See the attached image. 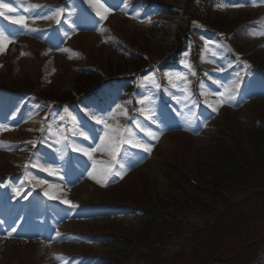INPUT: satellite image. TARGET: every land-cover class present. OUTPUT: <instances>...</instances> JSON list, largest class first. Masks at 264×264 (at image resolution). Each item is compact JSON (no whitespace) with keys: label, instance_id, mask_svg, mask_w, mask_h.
Segmentation results:
<instances>
[{"label":"rangeland","instance_id":"1","mask_svg":"<svg viewBox=\"0 0 264 264\" xmlns=\"http://www.w3.org/2000/svg\"><path fill=\"white\" fill-rule=\"evenodd\" d=\"M10 1H0V4L7 3L14 9L13 12H8L0 7V11L4 13L0 16V79H4L6 83L14 82L13 87L21 84L27 90L33 91L35 87L39 89L35 90L37 96L23 92L17 94L12 101L5 92H0V175L6 174L2 172L3 164H9L11 172L18 171L24 155L33 152L38 155L34 158L37 160L36 169L51 168L53 171H43L46 176L28 171L18 178H5L0 185V197L4 198L6 195L10 204L23 203L26 198L25 190L38 189L40 193L51 192L55 199L50 200L58 201L56 207L52 202L41 203L37 205L36 211L31 213L33 219L41 223L42 229L30 233L28 242L52 235L47 230L48 224L57 225L70 216L59 209L63 204L69 206L64 203L65 200H74L77 205L100 202L101 199L116 200L118 198L113 197L112 187L126 179L130 181L139 178L140 167H145L149 176L154 178L160 176L159 166L167 164L175 153L184 152L191 147L192 154V147L205 146L208 139L218 132L219 124L215 122L220 114L225 113L226 107L237 110L243 116L245 111L239 109L245 106L244 104L250 101H264V78L249 71L245 63L237 60L232 50V44L234 49L236 48L235 53L240 46L247 45L248 48L262 51L261 54L264 55V0H235L232 3H223L221 9L228 18L241 14L254 16L255 19L238 27L232 35L221 36L215 31L211 32L199 21L189 20L188 13L191 11L186 8V0H173L176 2L174 15L167 19L161 18V29L153 33L157 46L164 49L165 56H170L172 61L176 54L180 55L175 46L179 44L176 36L178 25H186L194 34H188L181 42V48L186 51L179 57L180 65L170 66L166 70H160L159 65L157 69L152 68L142 75V79L126 84L127 87L140 82L139 88L135 87L134 95L141 101L137 105V113L132 122L127 119L132 100L131 97L125 98V94L122 95V85L117 86L120 91L113 88L109 94L102 95L101 98L105 99L103 102L84 103L78 105L80 107H54L45 97L49 94V89L57 90L60 80H63V77L60 78L61 74L69 72V77L75 79L73 74L77 75L83 71L85 59L82 53L91 52L95 56L97 53L104 56L110 54L117 58L122 56V53L117 52L118 45L111 39V28L104 26L105 22L111 20L112 28L118 32L126 27V34L130 30L149 34L143 29L153 28L156 14L161 11L159 6L145 2L149 5L148 9L139 10L135 7L143 4L136 3V0H86L85 5L81 4V0H70L65 8H53L46 0ZM101 4L109 9L103 20L97 12L95 13L98 18L95 14L88 13L87 9L79 11L82 7H95L103 12L104 9L99 7ZM204 10L208 13L211 9ZM21 16L25 17V25L13 22V19H19ZM159 16L162 17V14ZM44 27V31H38ZM70 38L73 39L68 42ZM194 42L198 43L197 49L201 53L197 63L207 69L202 72V76L195 74L198 66H195L192 57ZM73 58H77L76 63ZM213 70L216 72H212ZM160 86H163L165 94L161 93ZM197 87L204 96V100L201 102L200 99L198 103L195 102V97L193 98ZM219 93H224L223 102ZM38 96L45 99L40 100ZM229 96L231 99H228ZM255 106L264 108L263 103ZM48 116L47 131L39 133L42 143L46 144L44 150L42 145L35 146L32 141L36 139L33 138V133L37 126L43 124ZM93 116L103 119L109 127L105 129L104 124L96 123ZM67 121L70 122L73 153L67 152L63 143ZM105 131L109 132L108 139L104 138ZM188 138L190 143L186 144L184 140ZM128 143L146 145L151 151L146 152L143 147L136 146L131 149ZM116 144H119V150L115 157L121 154V161L118 163L113 161L112 154ZM181 145L185 147L179 148ZM81 148L87 149L91 155H85L78 150ZM176 155L179 163L184 164L185 162H180V155ZM195 159L194 156L193 160ZM38 196L42 195L33 196L34 202ZM3 206L4 201L0 200V209ZM25 208L22 204H17L14 209L12 206L8 207L0 214V225L8 228V234L0 233V239H3L0 240V264H21L20 259H24V264H89L82 260L71 262L67 259L68 254L116 249V246H110L109 242H105L104 246L100 241L93 243L85 236L61 237L60 243L56 242L58 245L52 255L48 247L22 244L19 239L10 237V234L30 216V213L26 215ZM105 211L109 210L96 212L81 208L77 211V220L68 227L95 234L108 230L113 225L124 231L125 228L130 230L132 224H138L140 227L141 221L134 216H127L119 221L112 216V221H109L108 212ZM17 214H20L21 221L16 217ZM210 216L193 214L185 222L187 235L176 237L172 241L166 239L165 242L170 244L168 251L163 255H169L180 248L187 238L189 240L192 237L195 230L214 219V216ZM168 233L174 235L177 232L172 229ZM260 235L261 231L258 230L255 236ZM191 243L190 241L189 247L192 246ZM220 243L222 244L221 241ZM108 245L109 247H106ZM214 246L219 244L215 243ZM185 257H179L176 264H186ZM124 260L128 263L143 264L136 254ZM208 263L227 264L221 259L211 258L209 261L205 258L203 264ZM166 264H169V261Z\"/></svg>","mask_w":264,"mask_h":264},{"label":"trees","instance_id":"2","mask_svg":"<svg viewBox=\"0 0 264 264\" xmlns=\"http://www.w3.org/2000/svg\"><path fill=\"white\" fill-rule=\"evenodd\" d=\"M169 0H157L159 4L164 5L170 13L172 3ZM174 3V1L170 0ZM194 6V19L203 20L207 24H212L220 29L219 31H229L235 29L247 17L236 16L228 18L227 16L218 17L212 14H198L195 11V3L188 0L187 6ZM173 6H175L173 4ZM222 16V15H221ZM160 26V25H159ZM127 28L123 27L118 32L113 28V35L120 41L127 42L132 49L128 50L123 44L126 54L120 58L112 59L111 56H104L101 53L96 54L98 63L104 70L113 75L133 74L145 70L153 60L159 59L164 55V51L155 46L152 39H148L143 33H135L131 30L126 34ZM188 34V28L180 26L176 34L181 43L183 36ZM249 51V49L244 48ZM253 52L251 56L254 63L260 64L264 68V55ZM86 65L89 61H85ZM59 87L50 89V97L58 101H71L75 99L73 91H90L93 85H98L102 76L94 69L90 73L77 74L73 81L69 80V74L60 76ZM74 77V75L72 76ZM69 80V81H68ZM71 87V88H70ZM222 127L216 136L210 138L207 146L198 147L194 154L196 160L189 163L188 170L196 178L200 187L191 184L183 174L181 167L171 166L166 168L167 176L164 178L163 186L159 187V204L152 200V196L147 188V181L142 186L132 183L133 191L126 193L120 191L117 193L121 201L127 200L138 204L140 207L156 209L159 214L148 211L144 218L141 217L142 225L134 230V236L138 243L145 242V250L141 249L146 261L145 264H163L162 252L165 251V240L169 238L166 233V225L171 219L176 218L177 214L186 213L189 209L213 211L216 204L209 205L208 201L218 203L220 206L219 218L201 230L196 235L194 251L197 247L209 242L207 248L213 247L217 238L225 236H234L242 234L245 227H248L249 233H256L253 230L255 219L257 220L264 208V108L252 105L248 113L240 121L231 116L222 120ZM186 145V144H185ZM183 146V148L185 147ZM191 151L188 149L179 153L182 154ZM176 155V154H175ZM177 157V156H176ZM170 166V165H169ZM155 182V181H154ZM158 186V185H157ZM260 189V191L254 189ZM157 198V192L152 194ZM149 216V217H148ZM157 223L155 226L153 223ZM161 228V229H159ZM243 235V234H242ZM244 241L239 240L235 246H240ZM218 244V243H217ZM198 245V246H197ZM134 246V241L125 242L124 247L128 249ZM226 247H233L226 244ZM222 250L219 246V252ZM211 257L218 255L215 247L209 249ZM184 255V256H183ZM185 257L184 253H177L171 256L170 261H175L180 257ZM186 264H203L205 258L199 257V253L190 252L186 255ZM202 258V259H200ZM119 264V263H117Z\"/></svg>","mask_w":264,"mask_h":264},{"label":"snow or ice","instance_id":"3","mask_svg":"<svg viewBox=\"0 0 264 264\" xmlns=\"http://www.w3.org/2000/svg\"><path fill=\"white\" fill-rule=\"evenodd\" d=\"M0 7L4 8V9H7L8 12H13V11H14V9L10 8L9 5H8L7 3L0 4ZM99 7H100V8H103L104 10H103V12H100V11L98 10V11H97V15H98V16H101V18H105L104 14H105L106 12H108L109 9L104 8V5H103V4L99 5ZM3 15H4V13H3L2 11H0V16H3ZM9 19H13V18H12V17H9ZM13 22L16 23V24L25 25V17L21 16L19 19H13ZM58 22H59V21H58ZM219 95L221 96V98H222V102H223V99H224V93H219ZM228 99H231V96H229ZM93 119H96V117L93 116ZM96 123H98V124H104L105 129H107V128L109 127V125H107V124L104 122L103 119H96ZM81 134L83 135V133H81ZM149 134H150V133H149ZM104 138H105V139H108V138H109V132H108V131H105V132H104ZM123 142H124V141H120V143H123ZM134 146H136V147H143L144 151H146V152L151 151V148L148 147V146H146V145L136 144V145H134ZM114 148H115V150L113 151L112 154H113V157L115 158V154H116V152L119 150V144H116V145L114 146ZM78 150L84 152L85 155H89V156L91 155V152H89L87 149L81 148V149H78ZM41 170H42V171L49 172V173H51V172L53 171V169H51V168H42ZM117 174H119V173H117ZM41 183H45V182H44V181H41ZM44 195L47 196L49 199H55V197L53 196V194H52L51 192H47V191H46V192L44 193ZM64 203H65V204H69V205H71V202H70V201H67V200H65ZM71 207H76V206H75V205H71ZM57 235H59V233H57Z\"/></svg>","mask_w":264,"mask_h":264}]
</instances>
